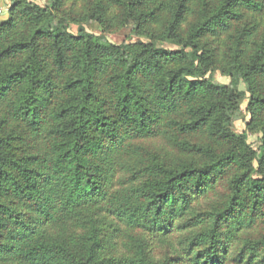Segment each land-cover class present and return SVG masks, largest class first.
<instances>
[{"label":"trees","instance_id":"16d2710c","mask_svg":"<svg viewBox=\"0 0 264 264\" xmlns=\"http://www.w3.org/2000/svg\"><path fill=\"white\" fill-rule=\"evenodd\" d=\"M0 264H264V0H12Z\"/></svg>","mask_w":264,"mask_h":264},{"label":"rangeland","instance_id":"374dc122","mask_svg":"<svg viewBox=\"0 0 264 264\" xmlns=\"http://www.w3.org/2000/svg\"><path fill=\"white\" fill-rule=\"evenodd\" d=\"M12 0H0V22L5 20L7 18V9L8 6L10 5ZM42 6H51V0H32ZM79 9V8H78ZM77 23L76 22H70L69 23V30L73 33L77 32ZM84 25V28L87 32H91L94 34H101L102 33V29L100 27L99 24L95 23V22H86ZM104 34L106 35V37L108 38L109 41L113 42V43H121L123 41H135L137 39H139L138 36L134 35L130 28L128 27H121L118 28L116 30L110 31V32H104ZM141 39V38H140ZM144 40L145 39H141ZM158 45L160 47H165V48H174V45L167 43V42H159ZM213 78L218 81V82H222V83H228L229 82V78L221 76L219 72H215L213 74ZM239 88L243 89V84L240 83L239 84ZM236 120L233 123V128L234 131L236 133H241L244 129V120L248 119V115L245 111V100H241L239 101V111L236 114ZM258 139H259V135L257 134H249L248 136V141L252 144L253 147H257L258 144ZM144 143H142L143 148H145L146 150H148V152H155L160 156V150L162 152L164 151H168L170 149H172L171 147L167 146V143H165L164 140H160V139H149V140H145L143 141ZM223 182L220 183V185L217 186V192L219 194V192L221 191V193L225 192L226 189L223 188L222 185ZM261 227V226H259ZM168 253V249L166 246H159L157 250H155V254L160 258L163 259L164 255ZM169 254V253H168Z\"/></svg>","mask_w":264,"mask_h":264}]
</instances>
